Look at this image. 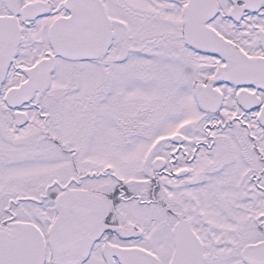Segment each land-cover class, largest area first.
Masks as SVG:
<instances>
[{
  "label": "snow or ice",
  "instance_id": "1",
  "mask_svg": "<svg viewBox=\"0 0 264 264\" xmlns=\"http://www.w3.org/2000/svg\"><path fill=\"white\" fill-rule=\"evenodd\" d=\"M0 264H264V0H0Z\"/></svg>",
  "mask_w": 264,
  "mask_h": 264
}]
</instances>
